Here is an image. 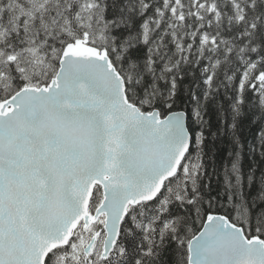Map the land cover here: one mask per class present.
Listing matches in <instances>:
<instances>
[{
	"label": "snow or ice",
	"instance_id": "snow-or-ice-1",
	"mask_svg": "<svg viewBox=\"0 0 264 264\" xmlns=\"http://www.w3.org/2000/svg\"><path fill=\"white\" fill-rule=\"evenodd\" d=\"M122 4L0 0V264H264V209L197 213L160 93L200 61L264 97V0Z\"/></svg>",
	"mask_w": 264,
	"mask_h": 264
},
{
	"label": "trees",
	"instance_id": "trees-1",
	"mask_svg": "<svg viewBox=\"0 0 264 264\" xmlns=\"http://www.w3.org/2000/svg\"><path fill=\"white\" fill-rule=\"evenodd\" d=\"M139 12L140 0H123L130 33L136 31ZM200 63L178 67L172 87L166 78L160 81L162 102L171 114L188 116L192 145L186 160L198 164L193 184L196 211L202 214L201 205L231 210L233 215L264 209V97L251 91L241 97L231 72L219 73L207 84V69ZM262 218L264 211L256 222Z\"/></svg>",
	"mask_w": 264,
	"mask_h": 264
},
{
	"label": "water",
	"instance_id": "water-1",
	"mask_svg": "<svg viewBox=\"0 0 264 264\" xmlns=\"http://www.w3.org/2000/svg\"><path fill=\"white\" fill-rule=\"evenodd\" d=\"M174 117L180 118V124L183 129V143L186 144L187 146V151L185 153V157H186L190 151L191 144H192V134L188 128V116L185 112H176V113H172L169 118L171 119Z\"/></svg>",
	"mask_w": 264,
	"mask_h": 264
},
{
	"label": "rangeland",
	"instance_id": "rangeland-1",
	"mask_svg": "<svg viewBox=\"0 0 264 264\" xmlns=\"http://www.w3.org/2000/svg\"><path fill=\"white\" fill-rule=\"evenodd\" d=\"M186 167L196 168V167H198V164H197V162H195V159H192V160L188 161Z\"/></svg>",
	"mask_w": 264,
	"mask_h": 264
}]
</instances>
